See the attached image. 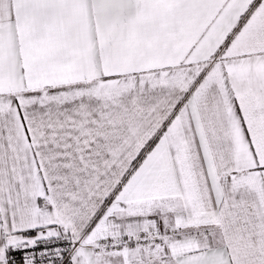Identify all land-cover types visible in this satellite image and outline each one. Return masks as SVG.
<instances>
[{
  "label": "snow or ice",
  "instance_id": "1",
  "mask_svg": "<svg viewBox=\"0 0 264 264\" xmlns=\"http://www.w3.org/2000/svg\"><path fill=\"white\" fill-rule=\"evenodd\" d=\"M0 264H264V0H0Z\"/></svg>",
  "mask_w": 264,
  "mask_h": 264
}]
</instances>
